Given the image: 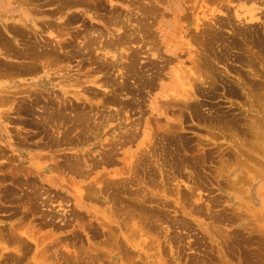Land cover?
Listing matches in <instances>:
<instances>
[{
	"label": "rangeland",
	"instance_id": "rangeland-1",
	"mask_svg": "<svg viewBox=\"0 0 264 264\" xmlns=\"http://www.w3.org/2000/svg\"><path fill=\"white\" fill-rule=\"evenodd\" d=\"M151 2L0 0V264H264V0ZM140 47L156 84L119 112Z\"/></svg>",
	"mask_w": 264,
	"mask_h": 264
},
{
	"label": "bare ground",
	"instance_id": "bare-ground-1",
	"mask_svg": "<svg viewBox=\"0 0 264 264\" xmlns=\"http://www.w3.org/2000/svg\"><path fill=\"white\" fill-rule=\"evenodd\" d=\"M152 3H154V4H158L157 3V0H154V2H151V3H149L147 6H155V5H151ZM99 4V3H98ZM102 4H100V6H101ZM141 11H143V13H145V14H148V15H152V14H154V13H156L157 12V8L156 7H146V6H144V8H142V10ZM176 11H177V9H176ZM176 11H174L175 13H176ZM239 14V13H238ZM236 15V14H235ZM240 15V14H239ZM242 15V14H241ZM216 17V16H215ZM218 17V16H217ZM236 17H238V16H235L234 18H236ZM214 18V17H213ZM213 18H211L212 20H213ZM227 18H229L228 16H227ZM231 18H233V17H231ZM199 18H197V20H198ZM204 19V18H203ZM206 19H208V18H206ZM206 19H205V21H206ZM217 19V18H216ZM237 19V18H236ZM74 21V19H71V18H69L68 19V23H70V21ZM108 20H109V22H107L109 25H117L119 22V17L117 16V17H114L113 15H111L109 18H108ZM196 20V21H197ZM209 20V19H208ZM218 20V19H217ZM228 20V19H227ZM227 20H224V21H226L227 22ZM240 19L238 18V21H239ZM198 21H200V20H198ZM203 21V20H202ZM202 21H200V23L198 22V24H195V25H197L196 27L197 28H195V29H197V30H200V25L199 24H202L201 22ZM210 21V20H209ZM220 21V20H219ZM229 21H230V18H229ZM236 20L234 19V22H235ZM245 21V20H244ZM208 22V21H207ZM215 22H216V20H215ZM214 22V23H215ZM222 22H223V20H222ZM221 22V23H222ZM231 22H233L232 21V19H231ZM230 22V23H231ZM233 22V23H234ZM237 22V21H236ZM264 22V21H263ZM197 23V22H196ZM212 23V22H211ZM228 23V22H227ZM107 24V25H108ZM205 24V23H204ZM203 24V26L204 27H202L201 28V31H202V33H203V37H205V39L207 40V43L206 44H208V42H211V41H215V42H218V40L220 39V36L218 35V33L217 34H212L211 32H212V29L209 27V26H207V24L206 25H204ZM254 24V23H253ZM252 24V25H253ZM104 25L106 26V21H104ZM119 25V24H118ZM141 26L138 28V32H136L135 31V33H134V36H135V34H136V36H139L140 35V39H148V40H150L149 41V44H154V42L152 41L153 40V35H152V32L150 31V29L147 27V24H140ZM227 25V24H226ZM226 25H224V27H227ZM250 25V24H249ZM214 26V25H213ZM215 26H217L216 24H215ZM215 26H214V29H215ZM239 26V25H238ZM110 27V26H109ZM221 27V26H220ZM219 27V28H220ZM228 27H229V25H228ZM227 27V28H228ZM244 27V26H243ZM223 28V27H222ZM111 29V28H110ZM194 29V30H195ZM236 29H237V27H236ZM239 29V28H238ZM100 30V29H99ZM196 30V31H197ZM218 30V29H217ZM241 30V29H240ZM20 31V30H19ZM18 31V32H19ZM221 31V30H220ZM236 30H234V32H235ZM17 32V33H18ZM96 32V31H95ZM198 32V31H197ZM97 33V32H96ZM115 33V32H114ZM127 33V32H126ZM141 33V34H140ZM222 33V32H221ZM238 33V32H237ZM250 33V32H249ZM260 33V32H259ZM94 34V33H93ZM98 34V33H97ZM100 34V37L102 38V36H103V32H101V33H99ZM125 34V33H124ZM129 34V33H128ZM223 34H225V33H223ZM223 34H220V35H223ZM241 34H243V33H241ZM161 35H162V37L164 38L163 39V41H162V43L163 42H167L168 41V38H169V35H168V32H166V30H163L162 32H161ZM195 35H196V33H195ZM200 35V34H199ZM248 35V34H247ZM250 35V34H249ZM120 36V35H119ZM125 36V35H124ZM201 36V35H200ZM200 36H197L196 35V37L198 38H200L201 39V37ZM241 36V35H240ZM105 37V36H104ZM133 37V35L132 34H130V35H126V37H124L123 38V35H122V37H118V38H116V39H114V42H115V44L116 43H123V44H125L126 42H128V41H132L133 43L135 42V40L137 39V37H134V38H132ZM153 37V38H152ZM202 37V38H203ZM250 37V36H249ZM55 38H57V37H55ZM196 38V39H197ZM58 39V38H57ZM248 39V38H247ZM66 40V39H65ZM101 40V39H100ZM126 40V41H125ZM155 40V39H154ZM211 40V41H210ZM55 41V40H54ZM61 41V40H60ZM111 41V40H110ZM205 41V40H204ZM226 41V40H225ZM238 41V40H237ZM53 42V41H52ZM58 42H59V40H58ZM103 42V41H102ZM130 42H128V43H130ZM206 42V41H205ZM226 42H228V41H226ZM241 42V41H240ZM239 42V43H240ZM259 42V41H258ZM55 43H56V41H55ZM62 42H60V44H61ZM64 43V42H63ZM109 43V42H108ZM148 43V42H147ZM229 43V42H228ZM228 43H227V45H228ZM231 43V42H230ZM229 43V44H230ZM233 43V42H232ZM231 43V44H232ZM238 43V42H237ZM107 44V43H106ZM113 44V43H112ZM132 44V43H131ZM156 44V43H155ZM160 44V43H159ZM218 44V43H217ZM230 44V45H231ZM52 45V47L54 48V46H53V43L51 44ZM62 45V44H61ZM103 45V44H102ZM108 45V44H107ZM164 45V44H163ZM171 45V44H170ZM211 45H213L214 46V43H210V47H211ZM221 45V44H220ZM237 45V44H236ZM235 45V46H236ZM255 45V44H254ZM5 46V45H4ZM63 46V45H62ZM92 46V45H91ZM122 46V45H121ZM129 46H130V44H129ZM145 45L143 44L141 47H144ZM153 46V45H152ZM155 46H156V48H155ZM202 46V45H201ZM217 46V45H216ZM132 47V46H131ZM138 47V46H137ZM136 47V48H137ZM141 47L139 48V49H136V50H133V51H130V53H129V55H128V59L129 60H127L126 62H124L125 63V65H126V67H127V69H125L124 68V70L125 71H127V73L125 72V74H124V72L123 71H121V72H123L122 73V75H120V77L122 78V80H120V81H118V83H117V86H116V90H118V92L117 93H114L113 95H114V97L111 95L110 97H107L106 98V101L107 102H110V104H115V103H117V104H121L122 106H120V109H119V112H120V110L122 111L123 110V108H125L124 107V105L125 106H129V104H131L132 102L130 101V100H127V99H123L122 97L123 96H127V95H133V96H139V94L138 93H140V91L141 90H143L145 87H149V88H153L154 87V85L156 84V81H155V77H150V76H152V74L150 73V72H154V71H157V70H155L156 69V67L154 66V65H156V64H154L153 66H145V65H142L143 64V62H139V57L141 56L140 54H142V52L144 51V50H142L141 49ZM177 47V46H176ZM230 47V46H229ZM55 48H57V47H55ZM134 48V47H133ZM154 50L155 51H159V52H161V49L157 46V45H154ZM170 47H168V45L166 44V51H168L169 53H171V54H173V55H176V53H177V51H180V49H176L175 48V50L174 51H171L170 49H169ZM221 48V50H222V47H220ZM224 48V47H223ZM231 48H232V46H231ZM231 48H229L230 50H231ZM52 49V48H51ZM88 49V48H87ZM132 49V48H131ZM211 49V48H210ZM210 49H207V50H210ZM213 49V48H212ZM211 49V50H212ZM218 49V48H217ZM226 49H227V47H226ZM233 49H234V47H233ZM236 49V48H235ZM261 49H262V47H261ZM260 49V50H261ZM10 50H12V49H10ZM52 50H54V49H52ZM51 50V51H52ZM154 50H152V51H154ZM205 50V49H204ZM264 50V49H263ZM89 51V50H88ZM129 51V50H128ZM227 51V50H226ZM229 51V50H228ZM21 52V51H20ZM55 52H58V50L57 51H55ZM65 52V51H64ZM207 52H209V51H207ZM54 53V52H53ZM69 53V52H68ZM213 53V52H212ZM225 53V52H224ZM228 53V52H227ZM264 53V52H263ZM32 54V53H31ZM39 54V53H38ZM57 54V53H56ZM71 54H72V52H71ZM144 54V53H143ZM159 54H161V53H159ZM158 54V55H159ZM205 54V53H204ZM36 55V54H35ZM47 55V54H46ZM52 55V54H51ZM124 55H126V54H124ZM147 55V54H146ZM208 55H211V53H209ZM71 56V55H70ZM154 56H156V53H155V55ZM216 56V55H215ZM220 56V55H219ZM58 58H59V56H57ZM160 57V56H159ZM197 57V56H196ZM194 55H193V58H196ZM209 57V56H208ZM225 57V56H224ZM34 58V57H33ZM157 58H158V56H157ZM192 58V57H191ZM205 58H206V56H205ZM221 59H222V57H220ZM227 58V57H226ZM36 59V58H35ZM127 59V57L125 58V60ZM160 59V58H159ZM198 59H199V57H198ZM201 59H202V57H201ZM207 59H209V58H207ZM213 59V58H212ZM214 59H215V57H214ZM218 60H219V58H217ZM191 60V59H190ZM193 60V59H192ZM192 60H191V62H192ZM210 60V59H209ZM223 60V59H222ZM241 60V59H240ZM39 61V60H38ZM211 61V60H210ZM246 61V60H245ZM50 62V61H49ZM195 62H197L195 59H194V62L193 63H195ZM219 62V61H218ZM241 62H243V61H241ZM24 63V62H23ZM23 63H21L22 64V66L23 65H25V64H23ZM48 63V62H47ZM146 63V62H145ZM244 63V62H243ZM248 63V62H247ZM39 64V63H38ZM108 64V67H110V66H112V64L110 65L109 63H107ZM197 64L198 63H196L193 67H197L198 69H196V71H198L199 70V67L197 66ZM250 64V63H249ZM4 65V64H3ZM116 65V64H115ZM212 65V64H211ZM21 66V67H22ZM29 66H33V63H32V65H29ZM28 66V67H29ZM103 66V65H102ZM101 66V67H102ZM104 66H106L105 65V63H104ZM145 66V67H144ZM157 66V65H156ZM24 67V66H23ZM31 67H29V68H31ZM100 67V66H99ZM113 67V66H112ZM112 67H110V68H112ZM115 67V66H114ZM123 67H125L124 65H123ZM103 68V67H102ZM105 68H107V67H105ZM195 68H193V69H195ZM19 69H21L20 67H19ZM32 69H34V67L32 68ZM157 69H158V66H157ZM193 69H191V70H189V72H191L192 74H191V77H193L194 78V80H193V82H194V86H195V88H196V84L195 83H198V82H201V81H203V77L204 76H202V75H198V74H196V72L193 70ZM121 70H123V68L121 69ZM229 70V69H228ZM242 70V69H241ZM203 71V70H202ZM202 71H200V72H202ZM208 71V70H207ZM212 71V70H211ZM199 72V71H198ZM203 73V72H202ZM201 73V74H202ZM237 73H238V71H237ZM175 74H177L176 72H175ZM190 74V73H189ZM241 74V73H240ZM198 75V76H197ZM204 75V74H203ZM175 76H177V75H175ZM197 76V77H196ZM202 76V77H201ZM119 77V76H118ZM120 77L118 78V79H120ZM190 77V76H189ZM208 77V76H207ZM217 77H219V76H217ZM201 78H202V80H201ZM185 77L184 76H180V81H181V83H182V87H181V90L182 91H184V94H183V98L187 101V102H191V100H196L197 99V91H196V89L195 88H193L194 86H193V83L192 82H190L191 80H189L188 78H187V81L189 80V88L188 89H185L186 87V82H185ZM212 80V79H211ZM206 82V81H205ZM263 83V82H262ZM248 84V83H247ZM181 85V84H180ZM198 85H201V84H198ZM206 84H203V82H202V85H201V87L202 86H205ZM249 85V84H248ZM252 85H255V84H252ZM251 85V86H252ZM208 86V85H207ZM214 87V86H213ZM260 87H261V85H260ZM264 86H262L261 87V90H263L262 88H263ZM197 88H199V87H197ZM184 89V90H183ZM200 89V88H199ZM199 89H197V90H199ZM215 89V88H214ZM251 89V88H250ZM257 90V89H256ZM63 93L65 94V95H67V94H69V91H64L63 90ZM258 93V92H257ZM259 94V93H258ZM30 97V96H29ZM178 97V96H177ZM37 98V97H36ZM61 98V97H60ZM105 98V97H104ZM1 99V98H0ZM12 99V98H11ZM77 100H79V98H76ZM5 100H7V99H5ZM4 99H1V101H5ZM103 100V99H102ZM10 101V100H9ZM13 101V100H12ZM11 101V102H12ZM52 101V100H51ZM105 101V102H106ZM73 102V101H72ZM106 102V103H107ZM131 102V103H130ZM193 102V101H192ZM37 103H38V101H37ZM41 103V102H40ZM56 104V103H55ZM184 104V103H183ZM188 104V103H187ZM186 104V105H187ZM193 104H195V103H193ZM49 105H51V104H49ZM118 105V106H119ZM189 105V104H188ZM187 105V106H188ZM62 106V105H61ZM80 107V105H77V104H75V105H72V106H70V110L72 111V112H75V113H72V112H70V117L69 116H67V114L68 113H65L64 115H66V116H64L63 115V111L61 110V111H59L58 113H56V115L57 116H54V115H51L53 118H56L57 117V119L58 118H62L63 116L66 118V117H68L70 120H71V122L72 121H74L73 123L74 124H76V125H81L82 124V120H84L83 118V116H82V114L79 112V107ZM102 106V105H101ZM117 106V107H118ZM196 106H198V105H196ZM196 106L195 105H193V107L192 108H194L195 110V112H199V111H197L199 108V106L196 108ZM116 107V106H115ZM189 107H191V106H189ZM56 108V107H55ZM54 108V109H55ZM119 108V107H118ZM66 110H68V108H65ZM189 109H191V108H189ZM64 110V109H63ZM158 110V109H157ZM118 111V110H117ZM127 111V110H126ZM192 111V110H191ZM93 112V111H92ZM125 112V111H124ZM44 113V112H43ZM52 114V113H51ZM54 114V113H53ZM73 114V115H72ZM92 114V113H91ZM91 114H89V115H91ZM195 114V113H194ZM102 115V114H101ZM115 115V114H114ZM28 116V115H27ZM116 116V115H115ZM114 116V117H115ZM64 117H63V119H64ZM196 117H197V115H196ZM199 117H201V116H199ZM56 121V120H55ZM255 121V120H254ZM253 121V122H254ZM42 122V121H41ZM45 122V121H44ZM70 122V121H69ZM258 121H256V123H257ZM212 123V122H211ZM224 123V122H223ZM65 124V123H64ZM74 126V125H73ZM78 127V126H77ZM133 128V127H132ZM258 131V130H257ZM131 136V135H130ZM153 136V135H152ZM172 136V135H171ZM170 136V137H171ZM152 139V138H151ZM165 139V138H164ZM179 141V140H178ZM264 141V140H263ZM262 141V142H263ZM167 142H169V141H167ZM121 144V143H120ZM141 158V157H140ZM199 166V165H198ZM176 168V167H175ZM120 181V180H119ZM144 199V198H143ZM148 220V219H147ZM151 220V219H150ZM153 220V219H152ZM155 221V220H154Z\"/></svg>",
	"mask_w": 264,
	"mask_h": 264
}]
</instances>
